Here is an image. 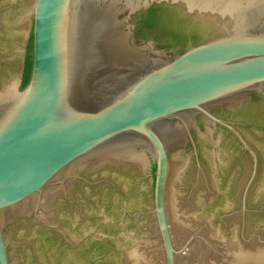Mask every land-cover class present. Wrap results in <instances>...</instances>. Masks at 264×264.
Returning a JSON list of instances; mask_svg holds the SVG:
<instances>
[{
    "label": "water",
    "instance_id": "obj_1",
    "mask_svg": "<svg viewBox=\"0 0 264 264\" xmlns=\"http://www.w3.org/2000/svg\"><path fill=\"white\" fill-rule=\"evenodd\" d=\"M264 127V0H150Z\"/></svg>",
    "mask_w": 264,
    "mask_h": 264
}]
</instances>
